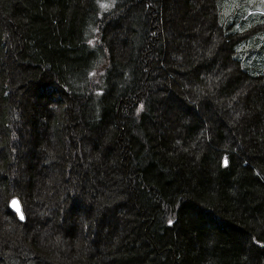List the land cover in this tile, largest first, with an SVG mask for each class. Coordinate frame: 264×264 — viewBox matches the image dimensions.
<instances>
[{
    "label": "trees",
    "instance_id": "16d2710c",
    "mask_svg": "<svg viewBox=\"0 0 264 264\" xmlns=\"http://www.w3.org/2000/svg\"><path fill=\"white\" fill-rule=\"evenodd\" d=\"M100 173L106 242L90 206L69 244L23 232ZM0 264H264V0H0Z\"/></svg>",
    "mask_w": 264,
    "mask_h": 264
},
{
    "label": "rangeland",
    "instance_id": "374dc122",
    "mask_svg": "<svg viewBox=\"0 0 264 264\" xmlns=\"http://www.w3.org/2000/svg\"><path fill=\"white\" fill-rule=\"evenodd\" d=\"M168 32L170 33V31L167 30L165 37L169 36ZM112 33H114V36H113L114 39L113 40L115 41L116 46H118V47H119V45L121 46V44H123L125 40L121 36V34L118 33V29L114 28V32L112 31ZM172 92H174L176 94L178 93V91H176L174 88L171 89L170 92L164 91V95L162 96V99H164V101L162 100V103H163L162 106L164 108L169 106L168 103L170 105H173V104L177 105L176 101L174 100L175 97L173 96ZM168 95H169V97L167 98L166 96H168ZM177 95L183 100V101L181 100V102H178V104L180 103L178 105V108H180L181 110L187 109V107L190 106V103H188L185 100V98L181 97V95L179 93ZM159 131L161 133H165L163 131L162 127H160V126H159ZM31 140H32V137L29 138L28 141H31ZM90 145H92V142L90 143ZM28 146L29 147L24 149V151L27 152V151L31 150V152L28 155L25 154L27 156H24V162H25L24 167L28 168L30 170L28 165L29 164L32 165V164L36 163L35 169L32 171V172H34L33 174L35 175L34 179L36 180L37 185H39V183L40 184L42 183L44 185L47 180H48L47 182L52 180V177L54 176V172H52L50 174V172L46 168H44V166L38 164L39 159L36 160L34 158V155L36 153V151H35L36 149L34 147H32V145L31 146L28 145ZM31 153H32V155H31ZM38 153H41V149L38 150ZM102 166H104V165L102 164ZM28 176H29V173L24 172L23 181H22L24 186H25V183H27V181H29ZM108 178H109L108 173H104V174L100 173L99 177L97 175H94V177L93 178L91 177V179L87 178L83 183L84 191L81 192L83 194H80L81 199L79 198V200L75 203V205L73 202L68 203V206L70 205V207L66 211L65 217H64V222L61 225H57L56 222L53 221V219L55 217L54 213L49 215L50 220H47V219L44 220V218H42V209L37 207L34 202L30 203L29 205L32 204L31 205L32 210H29V215L31 218V221H29V222L31 224H36L37 228L28 225L24 229L23 232L27 233V232H34V231L36 232L37 231L38 235L41 234V236L43 238L47 237V235H49V233L55 232V234L63 235L65 240L67 238L66 244H69L70 241H72V239H73L72 237L75 236V234H79V232H80L79 231L80 221H81L83 209L85 207L90 206L94 211L93 213H95L96 216H98V218H97L98 226H97V230L95 232V236L93 238L94 242L98 243V244H102V243L106 242L110 236L109 231L112 230L113 227H115L114 225L117 224L118 221L120 220V219H115L112 221V219H110V216L113 213L114 214L118 213L117 212L118 209L116 208V205H114V204L112 206L108 205L106 203V199L109 198L110 196H114V195L117 196L116 194H118V191H115L116 188L114 187V185L112 183H110L111 179H108ZM101 183H102V185H105V186L107 185L110 188L107 189L106 191L103 190L100 186ZM25 189H26V186H25ZM112 192H114V193H112ZM101 198H103V200H101ZM96 207H98L99 209L101 208L100 212L99 211L95 212ZM107 212H110V213L107 214ZM108 215H110V216H108ZM17 220H18V218H17ZM26 220H27V218H26ZM26 220L24 222L18 220V223L22 224L20 226L24 227V225L28 223ZM114 222H115V224H114ZM48 228H50V231H48ZM10 242H11V243H9L10 245L14 243L13 238H10ZM64 247H65V245H64Z\"/></svg>",
    "mask_w": 264,
    "mask_h": 264
},
{
    "label": "water",
    "instance_id": "95a60500",
    "mask_svg": "<svg viewBox=\"0 0 264 264\" xmlns=\"http://www.w3.org/2000/svg\"><path fill=\"white\" fill-rule=\"evenodd\" d=\"M15 201V205L13 202ZM9 208L17 215L19 221L26 220V214L24 212L23 204L20 197L15 196L9 202Z\"/></svg>",
    "mask_w": 264,
    "mask_h": 264
},
{
    "label": "snow or ice",
    "instance_id": "6c2138e0",
    "mask_svg": "<svg viewBox=\"0 0 264 264\" xmlns=\"http://www.w3.org/2000/svg\"><path fill=\"white\" fill-rule=\"evenodd\" d=\"M13 204L15 205V201L13 202ZM169 223H171V221H169Z\"/></svg>",
    "mask_w": 264,
    "mask_h": 264
}]
</instances>
